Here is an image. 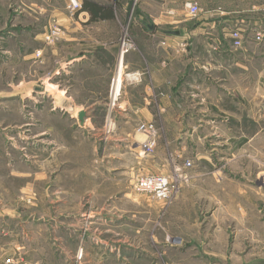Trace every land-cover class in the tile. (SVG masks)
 Returning <instances> with one entry per match:
<instances>
[{
	"label": "rangeland",
	"instance_id": "obj_1",
	"mask_svg": "<svg viewBox=\"0 0 264 264\" xmlns=\"http://www.w3.org/2000/svg\"><path fill=\"white\" fill-rule=\"evenodd\" d=\"M64 1L52 3L77 17ZM145 1L107 0L114 23L99 29L114 43L104 51L92 45L90 59L102 57L99 66L52 78L40 69L43 48L26 45L24 86L34 83L38 65L40 80L60 78L63 91L46 93L45 80L36 91L25 88L22 99L0 104V264H264V74H249L241 90L233 77L230 93L221 94L228 98L215 100L216 119H155L156 144L148 153L140 148L147 138L140 122L135 152L130 141L111 138L122 127L108 106L113 54L124 40L139 48L143 34L132 25L141 15L152 20L143 13ZM30 4L0 0L9 7L0 22H7L5 31L12 28L11 11ZM178 14L196 18L186 7ZM66 31L53 23L42 47L57 46ZM66 52L80 54L82 45ZM79 105L88 106L83 126ZM147 174L171 178L169 199L134 190L133 182Z\"/></svg>",
	"mask_w": 264,
	"mask_h": 264
},
{
	"label": "crops",
	"instance_id": "obj_2",
	"mask_svg": "<svg viewBox=\"0 0 264 264\" xmlns=\"http://www.w3.org/2000/svg\"><path fill=\"white\" fill-rule=\"evenodd\" d=\"M87 1L109 5L107 0ZM190 1L198 3L200 13L192 20L177 19ZM64 2L67 4L69 0ZM175 3L148 0L143 13H148L152 20L146 21L141 15L132 25L135 33L143 36L138 39L139 48L125 55L123 69L141 71L143 76L138 82L123 84L114 111V119H118L116 122L122 127L113 132L111 138L114 142L130 141L134 152L139 148L134 146L139 142L134 129L136 123L155 119H216L212 113L218 108L215 100L228 98L221 94L230 93L233 77L238 86L235 88L241 90L249 74L258 73L260 77L264 74V0H180ZM18 8L20 10H12L9 15L11 29L5 31L7 22L0 25V104L11 97L22 99L25 88L32 87L36 91L40 89L39 83L48 79L45 76L40 80L42 73L39 74L36 65L35 80H31L34 83L24 86L27 82L20 63L28 56L26 45L43 48V59L39 62L42 66H39L41 70L47 69L53 78L58 73L75 74L73 67L82 70L90 64L99 66L102 57L100 63L97 57L95 62L90 59L92 45L96 43L104 51L109 50L105 45L114 43L111 36L101 35L99 29L114 23L113 19L91 20V14L83 9L77 17H72L65 5H55L52 0H32V4ZM8 12L9 7L0 5V22ZM55 22L67 28L68 35L65 34L57 46L44 48L45 30ZM234 30L241 33L243 45L240 47L234 46ZM256 31L262 34V40L255 39ZM76 44L82 45V52L67 55L66 51ZM113 57L116 69L118 53ZM106 67H110L109 62ZM100 76L97 73L92 77L97 80ZM50 77L47 83L54 92L63 91L57 88L60 78ZM55 93L50 95L55 96ZM76 107L78 114L88 108ZM108 156L114 161L120 159L117 153Z\"/></svg>",
	"mask_w": 264,
	"mask_h": 264
},
{
	"label": "built area",
	"instance_id": "obj_3",
	"mask_svg": "<svg viewBox=\"0 0 264 264\" xmlns=\"http://www.w3.org/2000/svg\"><path fill=\"white\" fill-rule=\"evenodd\" d=\"M83 3L81 0H69L68 9L72 12H79L82 10ZM186 8L192 17H196L200 13V7L196 2L186 3ZM236 38V45H241V38L239 33L234 34ZM262 34L258 33L256 39L262 40ZM135 49V44L132 41L124 40L121 44L119 52V66L112 79L109 94V105L113 111L117 102L122 94V87L124 81L138 82L143 76L141 71H128L123 69V60L127 52ZM139 131L146 135V140L140 145L142 153H148L156 144V137L158 133L157 126L154 121L140 122L138 126ZM190 166V161L186 163ZM134 190L138 193L148 195L154 200L164 201L171 197L172 194V181L171 178L162 174H147L138 177L134 182Z\"/></svg>",
	"mask_w": 264,
	"mask_h": 264
},
{
	"label": "trees",
	"instance_id": "obj_4",
	"mask_svg": "<svg viewBox=\"0 0 264 264\" xmlns=\"http://www.w3.org/2000/svg\"><path fill=\"white\" fill-rule=\"evenodd\" d=\"M83 10L88 11L91 14V20L95 19H114L115 12L111 6L100 5L93 1L85 0L83 2Z\"/></svg>",
	"mask_w": 264,
	"mask_h": 264
},
{
	"label": "water",
	"instance_id": "obj_5",
	"mask_svg": "<svg viewBox=\"0 0 264 264\" xmlns=\"http://www.w3.org/2000/svg\"><path fill=\"white\" fill-rule=\"evenodd\" d=\"M86 110H81L78 114V119H79V122L80 124L83 126L85 125V117H86Z\"/></svg>",
	"mask_w": 264,
	"mask_h": 264
},
{
	"label": "bare ground",
	"instance_id": "obj_6",
	"mask_svg": "<svg viewBox=\"0 0 264 264\" xmlns=\"http://www.w3.org/2000/svg\"><path fill=\"white\" fill-rule=\"evenodd\" d=\"M53 89H54V88H53L52 86H49V85H48V86H46V88H45V92L48 93V94H49V93H50V94H54L55 92H54ZM45 92H44V93H45ZM79 111H80V110H79Z\"/></svg>",
	"mask_w": 264,
	"mask_h": 264
}]
</instances>
